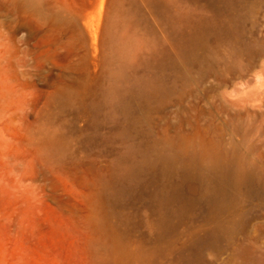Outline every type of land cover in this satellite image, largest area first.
I'll use <instances>...</instances> for the list:
<instances>
[{"label":"rangeland","instance_id":"374dc122","mask_svg":"<svg viewBox=\"0 0 264 264\" xmlns=\"http://www.w3.org/2000/svg\"><path fill=\"white\" fill-rule=\"evenodd\" d=\"M0 264H264V0H0Z\"/></svg>","mask_w":264,"mask_h":264},{"label":"bare ground","instance_id":"6f19581e","mask_svg":"<svg viewBox=\"0 0 264 264\" xmlns=\"http://www.w3.org/2000/svg\"><path fill=\"white\" fill-rule=\"evenodd\" d=\"M202 37L201 33H197L195 34L192 39H191V45L189 44V47L187 46L184 49V53L185 54H189L193 45L197 44L200 39ZM143 174L141 172V170L139 169H135V168H131L128 170V172L126 173V175L123 177L121 185H120V196H127V195H133L134 193H136V191H140L141 189H147L146 185H147V181L145 182L143 180ZM148 190V189H147ZM150 197L153 199L156 197H158L156 195V193H154L153 191L149 193ZM158 202V205H161V199L160 197H158V199H155V202ZM161 207V206H160ZM183 208H181L178 211H175L173 213H175V216L179 215L180 212L182 211ZM172 218H171V214L167 211L165 212H161L160 213V223L162 226H168L171 224ZM196 241H200L201 238L197 237V239H195Z\"/></svg>","mask_w":264,"mask_h":264}]
</instances>
